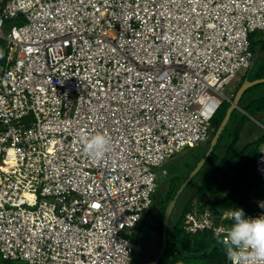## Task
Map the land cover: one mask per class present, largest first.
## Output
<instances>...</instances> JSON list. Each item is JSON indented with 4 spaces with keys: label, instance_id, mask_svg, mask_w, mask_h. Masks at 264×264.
Masks as SVG:
<instances>
[{
    "label": "built area",
    "instance_id": "obj_1",
    "mask_svg": "<svg viewBox=\"0 0 264 264\" xmlns=\"http://www.w3.org/2000/svg\"><path fill=\"white\" fill-rule=\"evenodd\" d=\"M257 31L264 0H0V257L131 264L158 171L210 139ZM101 132L93 158L84 135ZM226 218L194 207L184 229L219 237Z\"/></svg>",
    "mask_w": 264,
    "mask_h": 264
},
{
    "label": "trees",
    "instance_id": "obj_2",
    "mask_svg": "<svg viewBox=\"0 0 264 264\" xmlns=\"http://www.w3.org/2000/svg\"><path fill=\"white\" fill-rule=\"evenodd\" d=\"M255 33L250 36L251 51L254 44L252 36ZM0 40V62L2 63L5 61L7 51L4 39L1 38ZM262 43L264 47V41ZM255 61L256 63L249 68L241 85L245 80L255 81L264 79V58L255 59ZM254 71H256L257 76L252 79L251 74ZM249 91L245 92L241 100L245 99ZM227 104L224 110H221L224 103L222 104L212 120L211 137L207 141V145L201 144L189 148L190 152H192L191 156H181L180 159L176 160L173 167L165 169L168 180L163 187V193L159 196L158 184L157 191L153 195L152 207L128 234L129 238H131L132 233H135L136 237V241L132 240L134 250L131 264H153L162 247L165 211L178 189L208 151L211 140L231 105V103ZM245 105L246 107L242 109L252 117L258 121L260 117L264 118V94L251 99ZM244 117L247 116L244 115ZM242 132L243 124L235 120L234 112L207 162L180 195L175 210L182 200L183 207L176 214L177 218L175 221H172L175 210L172 213L168 247L158 264H229L224 254L223 246L218 242V236L212 231L207 230L192 234L184 229L185 215L193 210L194 207H197L200 211L210 209L218 221L222 219L223 215L227 214L225 222L229 223H232V218H229L231 216L228 213L237 208L243 209L246 216L250 214L257 215L264 211L259 204V201L264 199V183L256 170V159L260 154L262 146H264V132L257 139L238 147ZM154 211L155 216L150 224H152V230L157 232L158 240L153 249V253L145 260L140 246L143 245L144 237L146 236L145 231L147 227L145 228V223ZM0 263L12 264L10 261L4 260L1 257Z\"/></svg>",
    "mask_w": 264,
    "mask_h": 264
},
{
    "label": "rangeland",
    "instance_id": "obj_3",
    "mask_svg": "<svg viewBox=\"0 0 264 264\" xmlns=\"http://www.w3.org/2000/svg\"><path fill=\"white\" fill-rule=\"evenodd\" d=\"M18 25H20L19 21H16L15 19L14 20H8L6 22V25L1 30V35L3 37H6L8 35V33L11 31V28L18 26ZM252 37L254 39V44L252 46V52H253L255 59L264 58V47H263V43H262V41H264V32L257 31ZM4 42H5V40H4ZM5 48H6V42H5ZM256 68H257V66H256ZM248 71H249V69L242 70L241 72H239L237 79L230 85V87L227 91L228 97H232L231 96L232 94L233 95L236 94V91L238 90L239 86L241 85V83H242L244 77L246 76V74L248 73ZM256 76H257L256 71L252 72L251 78L253 79ZM251 88H249L247 90V91L250 90L251 92L249 91L247 93L245 99H243L239 102V105L235 110V120H237L238 122H241L243 124V132L241 134V137H240V140L238 143V147L244 146L247 143L257 139L264 132V118L260 117L259 121H258L257 119H255L249 113L245 112V110L242 109L243 107H246V105H245L246 102H249L251 99L260 97L262 94H264V85H262V84H259L258 86L251 87ZM233 99H234V97H233ZM227 103H229V102H224V105L222 106L221 110H224V108L228 105ZM244 115H246L247 117H244ZM210 137H211V134H210ZM205 143H203V144L207 145V142H205ZM262 148H264V146H262ZM191 155H192V152H190V149L187 148L184 151H182L181 153L176 154L173 159L169 160L166 163V165H164L163 169H170L171 167H173L176 163V160L180 159L181 156L187 157V156H191ZM178 164H179V162H178ZM158 173H159V178H158V184H159V191L158 192L159 193L158 194H159V196H161V194L163 193V190H164L163 187L167 183L168 177L162 173V169H160L158 171ZM182 207H183V200L180 201L177 209L175 210L172 221H175V219L177 218L176 214H178V212L181 210ZM154 216H155V211L152 212V214L149 216V219L145 223L146 224L145 228L147 227V229L145 231L146 236L144 237L143 245L140 246L141 253L144 255L145 260H147V258H149L151 256V254L153 253V249H154L156 242L158 240V234L156 231L152 230V228H151L152 224H150V222ZM131 239L133 241H136L135 233L131 234ZM10 262L12 264H28V262H25V261H10Z\"/></svg>",
    "mask_w": 264,
    "mask_h": 264
},
{
    "label": "clouds",
    "instance_id": "obj_4",
    "mask_svg": "<svg viewBox=\"0 0 264 264\" xmlns=\"http://www.w3.org/2000/svg\"><path fill=\"white\" fill-rule=\"evenodd\" d=\"M110 149L111 140L106 133L84 135V151L93 158L102 157ZM260 207L264 208V202ZM228 215L232 223L218 237V242L223 246L229 264H264V213L246 216L243 209L237 208Z\"/></svg>",
    "mask_w": 264,
    "mask_h": 264
},
{
    "label": "water",
    "instance_id": "obj_5",
    "mask_svg": "<svg viewBox=\"0 0 264 264\" xmlns=\"http://www.w3.org/2000/svg\"><path fill=\"white\" fill-rule=\"evenodd\" d=\"M255 63H256V61L254 60L253 61V65ZM262 83H264V79H259V80H255V81H250V80H245L244 81V83L238 89V91H237V93H236V95H235V97L233 99V102L231 103L230 107L228 108V110L226 112V115H225L221 125L219 126L218 130L216 131L214 137L212 138L211 144H210V147H209L208 151L206 152L204 157H202V159L198 162V164L196 165L194 170L190 173L188 178L184 181V183L181 185V187L176 192V194L173 197V199L170 201V203H169V205H168V207H167V209L165 211V215H164L162 247H161L158 255L156 256L153 264H158V262L160 261L162 255L164 254V252L166 251V249L168 247V236H169L170 220H171L172 213H173V211L175 210V208H176V206L178 204V200L180 198V195L182 194V192L184 191L186 186L201 171V169L203 168V166L207 162L209 156L212 154L214 148L216 147L221 135L223 134L228 122L232 118V116H233L236 108L238 107L239 102L241 101V99H242L243 95L245 94V92L249 88L254 87V86L258 85V84H262Z\"/></svg>",
    "mask_w": 264,
    "mask_h": 264
},
{
    "label": "snow or ice",
    "instance_id": "obj_6",
    "mask_svg": "<svg viewBox=\"0 0 264 264\" xmlns=\"http://www.w3.org/2000/svg\"><path fill=\"white\" fill-rule=\"evenodd\" d=\"M94 206L98 207V205H94Z\"/></svg>",
    "mask_w": 264,
    "mask_h": 264
}]
</instances>
